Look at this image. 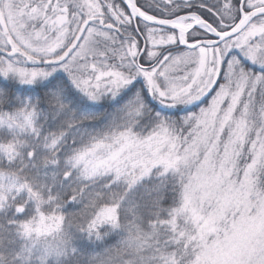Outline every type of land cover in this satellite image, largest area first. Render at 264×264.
<instances>
[{
    "label": "snow or ice",
    "instance_id": "1",
    "mask_svg": "<svg viewBox=\"0 0 264 264\" xmlns=\"http://www.w3.org/2000/svg\"><path fill=\"white\" fill-rule=\"evenodd\" d=\"M0 264H264V0H0Z\"/></svg>",
    "mask_w": 264,
    "mask_h": 264
}]
</instances>
